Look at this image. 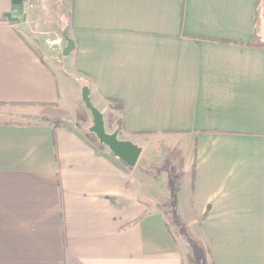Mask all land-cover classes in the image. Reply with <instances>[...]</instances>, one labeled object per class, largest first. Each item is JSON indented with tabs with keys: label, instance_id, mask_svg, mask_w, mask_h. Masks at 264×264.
Listing matches in <instances>:
<instances>
[{
	"label": "crops",
	"instance_id": "crops-1",
	"mask_svg": "<svg viewBox=\"0 0 264 264\" xmlns=\"http://www.w3.org/2000/svg\"><path fill=\"white\" fill-rule=\"evenodd\" d=\"M27 3L0 0V264H264V0H60L68 57Z\"/></svg>",
	"mask_w": 264,
	"mask_h": 264
},
{
	"label": "water",
	"instance_id": "water-1",
	"mask_svg": "<svg viewBox=\"0 0 264 264\" xmlns=\"http://www.w3.org/2000/svg\"><path fill=\"white\" fill-rule=\"evenodd\" d=\"M66 41V47L63 51L65 57L75 49V42L72 38L64 33ZM82 99L93 116V126L90 127V131L98 138L102 145L107 146L114 156L121 159L130 167H135L143 153V149L130 140H124L120 138L119 130H115L109 133L106 129V121L103 112L94 105L91 98V91L88 86H84L82 89Z\"/></svg>",
	"mask_w": 264,
	"mask_h": 264
},
{
	"label": "rangeland",
	"instance_id": "rangeland-1",
	"mask_svg": "<svg viewBox=\"0 0 264 264\" xmlns=\"http://www.w3.org/2000/svg\"><path fill=\"white\" fill-rule=\"evenodd\" d=\"M43 1L44 0H33V6L32 7L30 6L29 3H27V11L32 12L31 15H33V18H35L36 21H40V23H42L40 25V27L37 26L36 31H38V29L39 30L41 29L42 33L45 35V37L47 39L49 37H53L55 32H59L60 31L59 28L67 29L70 21H69L68 11L66 13H64L61 10L62 9V3H60V1H59V3H60L59 6L55 0H46L44 3H43ZM42 25H44V26H42ZM75 100H76V98H75ZM79 100H80V98H79ZM77 101H78V97H77ZM81 103H82V101H81ZM104 116H105V121L107 120V123H108V125H106V129L109 133H112L115 130H119L117 128V126L116 127L110 126V120L113 118L111 113L106 112L104 114ZM89 117L90 118L88 120L87 126L90 128L93 126L94 122H93V117L91 114ZM118 118H120V117L118 116L117 119ZM81 121H82V117H81ZM89 128L87 130H89ZM119 134H120V138L122 139V132L120 130H119ZM184 235H185V233H184Z\"/></svg>",
	"mask_w": 264,
	"mask_h": 264
},
{
	"label": "built area",
	"instance_id": "built-area-1",
	"mask_svg": "<svg viewBox=\"0 0 264 264\" xmlns=\"http://www.w3.org/2000/svg\"><path fill=\"white\" fill-rule=\"evenodd\" d=\"M55 1H60V0H55ZM44 2L45 0L43 1V3ZM28 3L30 4L31 7L33 6V0H28ZM45 42L49 48L54 50L64 51L66 47V41L62 35L49 37L46 39Z\"/></svg>",
	"mask_w": 264,
	"mask_h": 264
},
{
	"label": "trees",
	"instance_id": "trees-1",
	"mask_svg": "<svg viewBox=\"0 0 264 264\" xmlns=\"http://www.w3.org/2000/svg\"><path fill=\"white\" fill-rule=\"evenodd\" d=\"M57 4L58 6L60 5L59 1L57 2ZM110 103H111V108L118 111L123 116V105L115 100H111ZM122 127H123V117L122 118L120 117L117 119V128L121 130Z\"/></svg>",
	"mask_w": 264,
	"mask_h": 264
}]
</instances>
